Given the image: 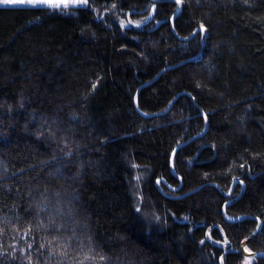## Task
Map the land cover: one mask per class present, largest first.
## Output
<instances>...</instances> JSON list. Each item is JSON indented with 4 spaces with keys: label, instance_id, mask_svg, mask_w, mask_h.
<instances>
[{
    "label": "trees",
    "instance_id": "16d2710c",
    "mask_svg": "<svg viewBox=\"0 0 264 264\" xmlns=\"http://www.w3.org/2000/svg\"><path fill=\"white\" fill-rule=\"evenodd\" d=\"M89 4L0 6V264H264V0Z\"/></svg>",
    "mask_w": 264,
    "mask_h": 264
},
{
    "label": "snow or ice",
    "instance_id": "6c2138e0",
    "mask_svg": "<svg viewBox=\"0 0 264 264\" xmlns=\"http://www.w3.org/2000/svg\"><path fill=\"white\" fill-rule=\"evenodd\" d=\"M183 2V0H175V3L179 6L181 5ZM72 3L76 4L77 6H86V7H90L89 4V0H72ZM0 4H14V5H20V6H31V7H40V6H47L49 8H53V9H59L61 7V3L58 2V0H0ZM63 7H68L67 3L63 4ZM113 8L116 7V5L114 4L112 6ZM151 11L148 14V17H144L145 20H147L149 17H152L153 14L157 11V7L156 4L153 3L151 5ZM174 19V18H173ZM125 21L121 20L120 21V27L123 29L125 27ZM135 23L136 27L140 26V22H133L131 19L127 20V24L128 25H133ZM207 32V28L206 26L201 22L198 25V28H193L192 33H190V35L192 36H196L197 34L200 33H205ZM184 39H187V37H185ZM197 87H200L199 84H197ZM92 88L95 89L96 85L93 84ZM204 119L205 121H207L208 117L207 114H204ZM179 143V141H178ZM173 156L176 154V149L174 148L172 150ZM70 153H65V155H69ZM241 168L244 167L243 164L240 165ZM233 179H235V177H233ZM241 183H243V181H241ZM139 210V209H138ZM156 219H159L158 217ZM41 227H45V225L41 224ZM50 228H55L57 231H60V229L62 228V226L56 225L54 220L50 221V224L47 226ZM30 231V229H29ZM58 237L57 236H52L51 241H49V244H53L57 241ZM72 241V238H69L68 242L65 244V246H69L70 243ZM201 243H203V241H201ZM216 243H220V241H216ZM224 243H227V240L224 241ZM29 247H31V245H29ZM41 248H44L45 245L41 244L40 245ZM246 252L248 251L247 248L244 249ZM53 253H50V255ZM85 259H92V257L86 256ZM101 260L104 259V257H100ZM221 264H223V257L221 258ZM243 264H250L249 259L245 258Z\"/></svg>",
    "mask_w": 264,
    "mask_h": 264
},
{
    "label": "water",
    "instance_id": "95a60500",
    "mask_svg": "<svg viewBox=\"0 0 264 264\" xmlns=\"http://www.w3.org/2000/svg\"><path fill=\"white\" fill-rule=\"evenodd\" d=\"M153 1H156V2H158L159 0H153ZM172 1H175V0H172ZM161 114H163V112L162 113H156V114H152V115H149L148 117H153V116H155V115H161ZM201 134H199V135H197V136H195V137H198V136H200ZM185 143H182V144H180L178 147H180V146H182V145H184ZM177 147V148H178ZM172 164H171V160H170V166H171ZM159 181L157 180L156 181V183H158ZM171 191L172 190H177L178 188H170V187H168ZM198 188H196V189H194V190H192V191H190V192H188V193H191V192H193V191H195V190H197ZM223 211H224V209H223ZM243 217H238V218H235V219H233L232 221H238V220H240V219H242ZM255 233H256V231L248 238V239H246V240H244L243 242H242V244H241V246H242V248H243V252H244V254L245 255H261V256H264V252H262V253H259V254H255V253H249V252H246V251H244V245H245V243L248 241V240H250L251 239V237L253 236V235H255Z\"/></svg>",
    "mask_w": 264,
    "mask_h": 264
},
{
    "label": "rangeland",
    "instance_id": "374dc122",
    "mask_svg": "<svg viewBox=\"0 0 264 264\" xmlns=\"http://www.w3.org/2000/svg\"><path fill=\"white\" fill-rule=\"evenodd\" d=\"M58 2L61 3V7L59 9H63V10H66L67 8H70V7H77L76 4L72 3V0H58ZM64 3H67L68 4V7H63V4ZM0 6H20V5H14V4H0ZM47 7V6H45ZM157 185H159V182L157 183ZM247 259H249V261L251 262V259L249 257H246ZM243 264V263H242Z\"/></svg>",
    "mask_w": 264,
    "mask_h": 264
}]
</instances>
